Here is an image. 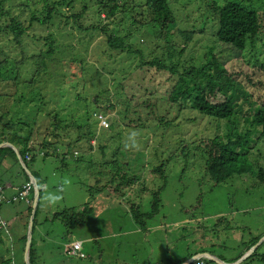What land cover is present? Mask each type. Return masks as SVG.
<instances>
[{
	"label": "rangeland",
	"instance_id": "obj_1",
	"mask_svg": "<svg viewBox=\"0 0 264 264\" xmlns=\"http://www.w3.org/2000/svg\"><path fill=\"white\" fill-rule=\"evenodd\" d=\"M52 1L55 0H46L49 5ZM77 1L74 0L75 6H79ZM217 1L222 4L224 0ZM244 1L252 4L259 14V34L243 52L230 48L218 60L235 75L249 80L264 102V0ZM211 2L169 0L174 23L167 34L168 41L179 49L184 33L189 36L193 32L182 56L175 57L179 65L184 60H202L211 48L226 49L227 44L221 41L218 48L215 35L218 11L210 7ZM44 6L43 0H4L0 4L4 13L0 25L15 15L26 28L19 42L10 34H0V48L8 51L17 69L16 79L0 81V140L4 139L0 144L8 140L19 149L27 140L33 148L34 158L27 166L35 174L40 189L30 234L35 264H166L168 259L175 261L186 257L187 252L204 249L214 250L221 261L234 260L226 264L238 261L251 249L236 264H264V176L263 180L258 176L264 174L263 141L249 152L252 168L248 173L215 183L206 172L202 152L205 149L201 146L212 137L215 121L200 116L196 120L194 113L178 110L163 112L165 104L159 98L167 96L176 75L142 63L150 59L148 53L156 44L164 43L163 30L148 24L135 29L138 25H134L130 41L143 48L142 57L138 53H114L108 57L107 53H101L107 51L102 32L80 31L71 19L67 23L72 24V29L63 25L64 16L69 13L64 4L55 5L63 14L54 10L52 23L30 22L29 17L42 14ZM95 8H88L84 24L113 27L117 23L116 18L113 22L104 18V14L97 16ZM134 18L144 21L139 13ZM119 27L124 33V23ZM44 37L55 47L50 54L45 53L48 45L44 44ZM154 40L156 43L151 42ZM41 54L53 64L44 69L39 63V74H31L37 63L32 56ZM3 57L0 53V61ZM229 58L232 59L227 61ZM95 98L97 101L92 102ZM127 98L129 106L125 110ZM155 98L159 99V111L164 115L159 119L165 123L169 120L166 128L154 119L160 116L154 108L147 114L146 103L152 105L150 99ZM108 104L113 105L112 111L107 110ZM97 114L106 118L105 128L98 126ZM55 122H59L57 127ZM196 131L201 137L207 136L201 143L195 140ZM43 139L55 144L57 150L52 153L51 148H42ZM0 147V186L6 187V182L15 183L26 176L30 179L15 150L9 145ZM46 152L51 155L44 156ZM113 157L121 168L120 174L136 178L118 188L117 180L109 183L108 188L106 184L103 187L106 190L94 192L93 200L91 191L106 182L93 172L102 173L100 165ZM259 168L262 170L258 171ZM106 174L109 175L108 171ZM65 179L71 183L63 187V199L49 205L45 196L61 194ZM158 190V211L146 219L148 229L144 231L134 221L130 206L135 204L142 212L149 211L154 203L153 193ZM37 202L33 198L30 207L23 199L4 204L8 208L5 215L2 213L3 219L13 215L16 218L10 225L7 223L8 234L0 225V264H26L22 251L26 242H21L17 232H21V221H27V235ZM86 203L89 208L85 215L72 223L71 210L81 212ZM257 238L247 249L249 241ZM74 241L81 243L84 258L65 254V248ZM201 259L202 264H221L205 256Z\"/></svg>",
	"mask_w": 264,
	"mask_h": 264
},
{
	"label": "trees",
	"instance_id": "obj_2",
	"mask_svg": "<svg viewBox=\"0 0 264 264\" xmlns=\"http://www.w3.org/2000/svg\"><path fill=\"white\" fill-rule=\"evenodd\" d=\"M3 1L4 0H0V4ZM43 1H45L43 15H31L29 17L30 22H51V13L54 10L58 15L63 14L61 8L55 7V5L64 4L69 13L65 14L64 17L66 18V23H63V25L69 26L70 29H72L73 24L80 31L91 30L102 32L105 37L104 43L107 45V51H102L101 53L103 55H105L104 53H107L108 57L113 56L114 53H117V55L138 53L142 57L143 48L141 49L139 44L137 45L130 41L133 36V31L131 30L134 25H138L135 29H138L139 26L148 24L150 27H158L163 30L166 34L164 43L155 45L152 51L148 53V55H150L149 60H142L144 65H153L159 70H167L176 75V79L174 80L167 96L159 98L165 104L163 112L172 110L176 113L178 111L181 113H194V119L196 120L197 117L200 116L206 117L210 122L215 121L216 129L211 138L203 141V138H206L207 136L201 137L197 131L195 135V140L199 139L200 143L203 141L201 146H204L205 149L202 152L204 153L203 157L205 158L206 172L209 175V178L215 183L222 182L233 175L248 173L251 170L252 166L249 159V152L259 142L263 141L264 143V102L259 98L258 90L252 88L248 83L249 80L246 82L244 78H240L238 75L231 72L223 62L218 60V56H221L222 53H228L230 48L243 52L248 45H253L255 36L257 33L259 34L260 19L259 14L254 10L252 4L246 3L244 0H224L222 4H219L217 0H212L210 7L213 10L218 11L219 26L215 34L219 43L218 48L220 47L221 41L227 44L225 47L226 49L213 51L214 49L211 48L204 53L202 60L197 62L184 60V62L179 65L175 62V57L182 56L185 51V46L192 39L193 32H190L189 36L187 33H184L183 43L179 49L175 48L173 42L168 41L166 37L172 30L171 24L174 23L169 0H78L77 4H79V6L74 5V0H55L52 1L50 5L46 0ZM90 6L96 7L95 13H97V16L100 17L104 14V18L113 19V22L116 18L117 23H115L113 27L101 23H98L97 25L84 24V19L87 17L86 11ZM138 13L144 20L143 22L137 21L134 18V15ZM0 14V17L4 15L3 10H0ZM145 14L151 15L147 17ZM69 19H71L72 24L67 23ZM121 23H124V33H121L119 27V24ZM167 28L169 31L165 32ZM25 30L26 28L23 26L19 16L15 15L9 16L8 22L0 25V34L12 35V39L15 42L20 41V37ZM129 36L130 38L127 40ZM44 40V44L48 45L45 53L50 54L55 51L53 42L48 37H44ZM151 42L156 43L155 40ZM149 43H146V45H149ZM155 51L157 52L156 54ZM0 53L4 56L3 61H0V81L8 79L9 77L16 79L15 75L17 69L13 66V59L8 56V51L3 50L2 48H0ZM226 57H229V55ZM32 58L36 60L37 63H35L36 69H34L31 74H39L40 69L37 68L39 63L44 69L48 68L50 64H53L52 62H46L42 54L32 56ZM231 59L232 58H229L227 61ZM9 64L11 65L7 67ZM254 65L255 64H251V66ZM3 68H5V70H3ZM27 84H29V82ZM159 99H150L153 103L152 105L149 102L146 103L147 114H149L148 112L151 108H154L155 111L160 114L159 117H154V119L157 121L158 125L161 124L163 128H166L169 126V124L166 125L169 120L165 123L164 119H162L163 121L159 119L164 116L162 112L159 111ZM17 100L22 101L19 97ZM126 100L127 104L125 110L128 109L129 98ZM91 101H97V98H95V100L92 99ZM107 110L112 111L113 105L108 104ZM56 116L57 115L54 114V117ZM136 120L140 121V117L137 116ZM57 125H59V122L54 123L55 127H57ZM175 140H177V138H175ZM2 141L4 140H0V143ZM183 141H181V143H185ZM40 146L42 148H51L52 153H54L53 150H57L56 145L51 144L47 139H43ZM32 149L33 148L29 147L27 140H25L19 151L23 157L27 150L31 151ZM47 155L51 154L46 152L44 156ZM167 161H169V159H167ZM25 163L27 165L28 162ZM92 169H94V166H92ZM100 169L102 170V173L94 171L93 174L103 176V178L106 179V182L104 186L100 187V189L96 188L91 191L90 196H93V200L95 198L94 192H103L106 190L105 188H108V184L112 181H118V184L116 185L118 188V186L121 187L120 185L132 183L136 178V176H134V178H127L126 173L120 174L121 168L114 157L109 161L102 163ZM261 170L262 168L258 169V171ZM107 171L109 175L106 174ZM31 174L36 178L35 174L32 172ZM258 176L263 180L264 174H262V172L259 173ZM25 179L28 180V177L26 176ZM103 187L105 188L103 189ZM157 201H159V190L153 193L154 203L151 205L149 211L142 212L135 204L130 206V212L132 213L134 221L139 227L143 228L144 231L148 229L145 227L146 219L151 218L158 211ZM6 203L14 202L9 201ZM38 203L39 201L36 204L34 216L37 211ZM30 204L31 202L28 203L29 207L31 206ZM87 208L89 207L86 203V206H84L81 212L75 213L71 210V212H73L70 215L72 223L81 220L82 216L87 212ZM28 213L30 215L29 211ZM55 215H57V213H55ZM221 219L222 218L219 217V220ZM141 225H143V227ZM199 229L200 228H198V230ZM23 240V242H25L26 238ZM257 241L258 238L251 239L247 249ZM32 245L31 242L29 249V262L30 264H35V248L33 250ZM247 249H245L235 260L239 259ZM213 251L214 250L209 252L204 249L202 251L196 250L193 253L187 252L186 257L175 261L168 259L166 264H181L192 256L200 253L217 255ZM219 257L221 256H218V258ZM248 258H250V256ZM207 260L208 259L205 258L204 262L206 263ZM222 260L226 262L234 261L233 259ZM189 264H192V262Z\"/></svg>",
	"mask_w": 264,
	"mask_h": 264
},
{
	"label": "clouds",
	"instance_id": "obj_3",
	"mask_svg": "<svg viewBox=\"0 0 264 264\" xmlns=\"http://www.w3.org/2000/svg\"><path fill=\"white\" fill-rule=\"evenodd\" d=\"M107 121V120H106ZM99 126V125H98ZM105 128V127H104ZM4 143H10L8 140L7 141H5ZM10 144H12V143H10ZM14 146V145H13ZM15 148H17L16 146H14ZM125 147L127 148L128 147V145H125ZM20 149V148H19ZM19 149L17 148V150L19 151ZM40 152H42V154H43V151L41 150ZM27 153H29L30 154V158L29 159H27L26 158V154ZM41 154V155H42ZM75 154H76V152H75ZM19 155H20V161H21V163L23 162L25 165H26V163L25 162H30L33 158H34V155H33V151H26L25 153H24V155H23V157H22V155L20 154V151H19ZM26 167H27V169H28V166L26 165ZM24 169V168H23ZM29 170V169H28ZM31 173V172H30ZM31 176V175H30ZM33 176V175H32ZM31 176V178L30 179H28L26 182H28V181H31L32 183H33V185H34V189L32 188V189H30L29 190V192H28V194H27V197H26V199H23L24 200V202L25 203H30L32 200H33V192L32 191H34V193H35V190H36V188H37V192H38V198H39V192H40V189H39V187H38V183H37V181H35V178L33 179V177ZM25 182V183H26ZM24 183V184H25ZM70 183H71V181L70 180H68V179H65V180H63L62 181V184H61V194H55V193H48L46 196H45V200L47 201V203L49 204V205H54V204H56V203H58L60 200H62L63 199V195H62V190H63V187L65 186V185H70ZM22 189V186L20 187V188H18V190L16 191V193L15 194H13L12 196H14V195H16L20 190ZM30 192H31V195H30ZM11 196V197H12ZM10 197V198H11ZM18 199H22V198H18ZM16 200H14L13 202H15ZM3 202H6V201H3ZM3 202H1L0 203V205L3 203ZM0 218H1V216H0ZM2 219V218H1ZM3 221H5L4 219H2ZM33 220H34V215H33ZM5 223H6V225H5V228H4V231L8 234V230H7V222L5 221ZM32 226H33V224H32ZM32 226H31V231H32ZM26 241V240H25ZM74 242H79V241H74ZM31 245V244H30ZM81 251H82V246H81ZM65 254H66V252H65ZM67 255V254H66ZM70 256V255H69ZM76 257H78V256H76ZM84 257H85V255H84ZM84 257H80V258H84ZM199 257V256H198ZM195 258H197V257H194V259ZM193 259V260H194ZM192 260V261H193ZM191 261V262H192ZM221 261V260H220ZM190 263V262H189ZM188 263V264H189Z\"/></svg>",
	"mask_w": 264,
	"mask_h": 264
},
{
	"label": "built area",
	"instance_id": "obj_4",
	"mask_svg": "<svg viewBox=\"0 0 264 264\" xmlns=\"http://www.w3.org/2000/svg\"><path fill=\"white\" fill-rule=\"evenodd\" d=\"M97 118H98V124L99 126H106V118H104L101 114H97ZM26 158L29 159L30 158V154L27 153L26 154ZM34 189V185L31 181L26 182L25 184L22 185V189L14 196H12L11 198H5V196L3 195V188L0 186V203L4 201V199H6V202L9 201H14L17 200L18 198H22V199H26L27 194L29 192L30 189ZM0 225H3V227L5 228V221H3L0 218ZM65 252L67 255L70 256H78V257H84V253L81 251V243L80 242H74L72 244V246L70 247H66L65 248ZM192 264H202V259L201 257H197L192 261Z\"/></svg>",
	"mask_w": 264,
	"mask_h": 264
},
{
	"label": "water",
	"instance_id": "obj_5",
	"mask_svg": "<svg viewBox=\"0 0 264 264\" xmlns=\"http://www.w3.org/2000/svg\"><path fill=\"white\" fill-rule=\"evenodd\" d=\"M2 145H9V146H11L15 150L16 154L18 155V157L20 158L19 151L12 144H10V143H2V144H0V146H2ZM22 167L24 168V170L29 175L32 176V174L30 173V171L27 169L26 165L23 162H22ZM33 179H34V177H33ZM35 199H36V202H37V199H38L37 188L35 190ZM35 205H36V203L34 204V207H35ZM33 213H34V211H33ZM33 213H32V215H30V220H29V233H28V236H27V239H26V243H25V255H24V258H25V263L26 264H30V262H29V249H30V244H31V235L30 234H31V226L33 224ZM263 239H264V237H263ZM250 253H251V249L249 251H247L238 261H236V262H234L232 264L238 263L242 259L246 258ZM198 256L199 257L205 256V257L210 258L211 260L217 261V262H219L221 264H226L225 262L220 261L218 258H216L215 256H213V255H211L209 253L197 254V255L192 256L191 258L187 259L186 261H184L181 264H188L189 262H191L194 259V257H198Z\"/></svg>",
	"mask_w": 264,
	"mask_h": 264
},
{
	"label": "crops",
	"instance_id": "obj_6",
	"mask_svg": "<svg viewBox=\"0 0 264 264\" xmlns=\"http://www.w3.org/2000/svg\"><path fill=\"white\" fill-rule=\"evenodd\" d=\"M4 140V139H3ZM7 141V140H6ZM12 145H14L13 143H12ZM15 146V145H14ZM27 180L25 179V178H23V180H20V181H18V182H13V183H8V182H6V187H4V186H1L2 188H3V195L5 196V198H10L13 194H15L16 193V191L18 190V188H20L25 182H26ZM42 188H43V185H42ZM30 195H31V192H30ZM33 198H35V193H34V191H33ZM6 202H3L1 205H0V216H1V218L3 219V217H2V213L5 215V211H6V209L8 208L6 205H4ZM27 204V203H26ZM28 205V204H27ZM16 217H15V215H13V216H8L6 219H4L7 223H8V225H10V221H13L14 219H15ZM26 222L27 221H21V232L19 233V232H17L18 233V236H21V242H23L24 240V238H26L27 239V236H28V233L29 232H27V235H26ZM26 242V241H25ZM24 243V242H23ZM22 251H24V255H25V250H23L22 249ZM215 257H216V255H215ZM216 258H218V256L216 257ZM220 258V257H219ZM218 258V259H219ZM220 260V259H219ZM223 261V260H222ZM223 262H226V261H223ZM228 262V261H227Z\"/></svg>",
	"mask_w": 264,
	"mask_h": 264
}]
</instances>
